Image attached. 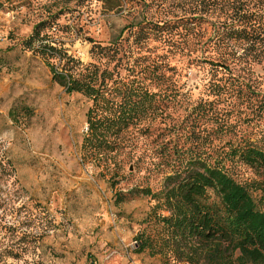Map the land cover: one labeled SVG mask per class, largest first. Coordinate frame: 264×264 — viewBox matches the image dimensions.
<instances>
[{"label":"rangeland","instance_id":"rangeland-1","mask_svg":"<svg viewBox=\"0 0 264 264\" xmlns=\"http://www.w3.org/2000/svg\"><path fill=\"white\" fill-rule=\"evenodd\" d=\"M187 5L188 0H0V264H161L158 257L132 251L143 228L139 223L154 202L129 192L159 190L162 174L149 157L171 140L162 135L164 127L193 121L189 114L198 102L206 108L212 104L200 130L216 136L214 147L228 139L218 117L264 149L259 99L235 107L239 102L208 95L221 71L203 64L198 52L186 55L167 39L148 38L145 54L159 64L150 67L162 78L152 88L175 89L179 102L165 103L163 113L130 126L121 136L124 142L118 138L113 159L93 161L83 142L89 101L65 92L34 52L52 47L64 60L50 64L67 70L72 63L64 55L92 63L93 42L117 41L125 61L124 53L140 36L138 24L150 33L152 25L183 18ZM38 24L43 38L27 51ZM163 32L169 39L173 33L167 24ZM128 66L121 72L127 73ZM252 70L264 78V66ZM229 165L240 182L255 178L251 169ZM119 193L125 195L122 202L115 201Z\"/></svg>","mask_w":264,"mask_h":264},{"label":"trees","instance_id":"trees-1","mask_svg":"<svg viewBox=\"0 0 264 264\" xmlns=\"http://www.w3.org/2000/svg\"><path fill=\"white\" fill-rule=\"evenodd\" d=\"M166 24L173 32L170 39L163 32ZM137 26L140 36L124 53L125 61L119 42L106 46L93 42L94 62L83 64L64 55L72 63L67 70L50 64V60L58 65L64 60L52 47L34 50L43 38L40 24L27 40V51L34 50L45 59L52 79L65 92L89 101L83 142L91 160L98 156L113 159L118 138L120 144L124 142L121 136L130 126L163 113L165 103L179 102L175 89L152 88L162 78L150 67L158 69L159 64L149 62L145 54L148 38L167 39L186 55L198 52L203 64L221 71L222 77L215 79L208 95L224 103L239 102L235 107L252 98L264 104V78L252 70L255 65L264 66V0H188L183 18L152 25L153 32L145 34L142 24ZM125 65H130L127 73L121 72ZM206 104L208 108L200 102L193 107L189 114L193 121L181 120L178 126L172 122L162 130L171 140L149 157L162 174L159 190L129 192L154 202L139 223L143 228L134 238L132 251L158 257L161 264H264V149L250 141L246 132L239 133L218 117L216 123L228 139L214 147L216 136L200 130L211 113V102ZM232 163L251 169L255 178L240 182L233 175ZM124 196L119 193L115 201H124Z\"/></svg>","mask_w":264,"mask_h":264}]
</instances>
